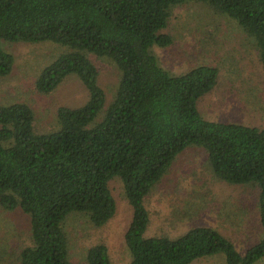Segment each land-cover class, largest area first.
Masks as SVG:
<instances>
[{"label": "trees", "instance_id": "trees-1", "mask_svg": "<svg viewBox=\"0 0 264 264\" xmlns=\"http://www.w3.org/2000/svg\"><path fill=\"white\" fill-rule=\"evenodd\" d=\"M189 2L234 20L254 41L264 69V0H0V40L67 48L42 69L36 89L51 93L76 74L90 94L81 106H61L59 128L47 133L36 131L28 104L0 105V205L30 217L31 242L20 264H75L65 222L79 213L96 228L106 225L117 212L110 187L116 177L132 210L124 234L130 264H192L220 253L227 264L264 258V125L205 118L199 101L218 85V67L173 74L152 50L172 44L164 32L172 8ZM93 56L110 59L120 72L109 102ZM14 63L0 44V77ZM192 147L204 150L218 179L257 192L261 236L244 252L211 225L149 235L146 199ZM85 264H113L108 246L91 245Z\"/></svg>", "mask_w": 264, "mask_h": 264}, {"label": "rangeland", "instance_id": "rangeland-1", "mask_svg": "<svg viewBox=\"0 0 264 264\" xmlns=\"http://www.w3.org/2000/svg\"><path fill=\"white\" fill-rule=\"evenodd\" d=\"M164 32L171 35L172 44L153 46L152 50L165 69L173 74H182L200 64L219 69L218 85L199 101V110L205 118L264 125V69L254 41L234 20L214 13L204 3L189 2L172 8ZM0 44L15 58L12 72L0 77V105L28 104L35 115L37 132L47 133L59 128L61 106L78 107L89 99V91L76 74L67 76L51 93H40L36 89L42 69L65 52L66 47L53 42L0 40ZM92 58L99 68V81L109 102L118 87L120 72L110 59ZM110 187L117 212L106 225L96 228L79 213L70 215L65 222L70 258L75 264H85L87 249L100 242L108 246L113 264H130L124 234L132 210L122 180L112 179ZM256 199V190H244L218 179L202 148H189L177 157L146 199L151 216L149 235L176 236L195 225H211L244 252L261 236ZM30 229V217L21 209L9 211L0 205V264H20V251L31 242ZM192 264L227 262L220 253ZM255 264H264V258Z\"/></svg>", "mask_w": 264, "mask_h": 264}]
</instances>
